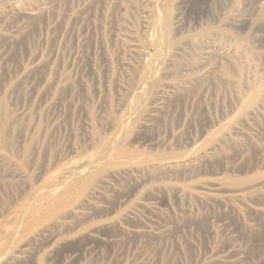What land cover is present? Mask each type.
<instances>
[{
  "label": "rangeland",
  "instance_id": "374dc122",
  "mask_svg": "<svg viewBox=\"0 0 264 264\" xmlns=\"http://www.w3.org/2000/svg\"><path fill=\"white\" fill-rule=\"evenodd\" d=\"M261 1L172 0L174 32L212 28L230 42L207 44L190 77L177 75L168 58L150 101L136 99L145 112L121 128L129 133L121 147L114 136L122 135L153 52L141 55L132 35L142 9L123 2L109 16L107 0L3 2L0 125L8 123V133L0 139V264H264ZM153 18L152 33L159 28ZM237 63L253 72L242 75ZM254 71L260 84L251 81ZM106 154L107 166L100 164ZM85 157L91 160L79 171L92 173L67 197L68 177L53 174ZM52 189H61L60 201Z\"/></svg>",
  "mask_w": 264,
  "mask_h": 264
},
{
  "label": "bare ground",
  "instance_id": "6f19581e",
  "mask_svg": "<svg viewBox=\"0 0 264 264\" xmlns=\"http://www.w3.org/2000/svg\"><path fill=\"white\" fill-rule=\"evenodd\" d=\"M4 1H6L7 3H11V1L12 0H0V9L1 10H3V8H4V5H6L5 3H3ZM99 1V0H98ZM106 1V0H105ZM131 1H134V5L140 10V8L142 9V16H140V17H137V13L136 12H134L135 14H136V17L134 18V19H136L135 20V22H137L136 23V25L134 26V27H132V28H134V31L131 29V31H132V35H135V38H136V41L138 42V44L140 45V47H141V55H143V56H145L146 54H147V50H152L153 52L150 54V58L147 60V61H145L144 62V64H143V66H142V72H141V77H140V81H139V84H138V86L134 89V92H133V100L131 101V103L130 102H128V107H129V109L131 110V111H129L130 112V114H132V115H130V114H128L127 116H126V118H125V120L124 121H121V122H123V123H121L122 125L119 127L120 129H119V131H120V134H122V135H117V136H114V137H118V141H117V143H118V145H119V147H121L122 145H123V142L121 141V138H122V136L123 135H129V133H125L124 131H123V129H121V128H123L124 127V125H132L136 120V117H138V116H141V114H142V112L144 111V109L143 110H140V111H138L137 110V108H135V105H134V103H135V101H137L136 99H138V98H142V100L143 99H145L146 101H145V103H148L149 101H150V99H151V97L153 96V93H154V91H155V89L157 88V87H159L160 86V84H161V80H162V69H164V66H165V63L167 62V60H168V58H175V60H176V65L174 66V71H175V73L177 74V75H182L181 73H186L184 76H183V78H186V76H188V77H190V74L192 73V69L191 68H195L196 66L198 67L199 65H200V62H199V60H200V57H201V55H202V53L204 52V51H206L207 50V44L208 45H210V44H215V43H217L218 42V40H223V42L224 43H228V42H230V40H228V38L226 37V36H224V35H219V32L218 31H215V29L213 30L212 28H201L200 30H198L197 32H195V33H191L190 31L189 32H187L188 34L187 35H185L186 33V31H188V30H186L184 33H182L181 31H177V28H176V32H174L173 31V28H172V24H173V20H172V14H171V10H170V8H172V0H107V5H106V10L105 11H107V15H109V16H113L114 15V13H116L115 11H117L116 9H117V7H118V4L119 3H123V5H129L130 6V3H131ZM179 1L181 2V0H178V2L177 3H179ZM247 1V0H246ZM259 1H261V0H259ZM104 2V1H103ZM262 2V1H261ZM176 3V4H177ZM4 4V5H3ZM31 4H33V0H25V3H24V5H27V6H31ZM99 4H101L100 2H99ZM174 4V3H173ZM259 4H261V3H259ZM3 5V6H2ZM8 5V4H7ZM5 6L6 7V9H8L7 7L8 6ZM11 5V4H10ZM115 5V6H114ZM117 5V6H116ZM121 5V4H120ZM180 5V4H179ZM128 6V7H129ZM133 7L134 9H136V7ZM183 6H184V4H183ZM123 7V6H122ZM174 7V6H173ZM178 7L179 6H177V8H175V9H178ZM262 8H264V6L262 7ZM104 9H105V7H104ZM127 9V8H126ZM129 9V8H128ZM131 9V8H130ZM138 9H136L138 12H141V10L139 11ZM180 10V9H179ZM6 11V10H5ZM105 11H104V13H105ZM132 11V10H131ZM133 11H135V10H133ZM132 11V12H133ZM169 11V12H168ZM176 11V10H175ZM174 11V12H175ZM0 12H2V11H0ZM4 12V11H3ZM9 12V11H8ZM130 12V11H129ZM132 12H130V13H132ZM122 13V12H121ZM127 13V12H126ZM171 14V20H170V14ZM177 13H178V10H177ZM211 13V12H210ZM3 14V13H2ZM102 14V13H101ZM181 14V13H180ZM1 15V14H0ZM118 15V14H117ZM126 15H129L128 13L126 14ZM125 15V16H126ZM147 15H148V17H147ZM261 16H264V9H262V11H261V14H260ZM132 16V15H131ZM138 16H139V13H138ZM173 16H175L174 14H173ZM128 17V16H127ZM154 17V18H153ZM179 17V16H178ZM115 18H116V16H115ZM115 18H113V19H115ZM138 18V19H137ZM151 18H153V19H156V20H158V25L157 26H159V28L158 27H156V28H158V31H157V29H155V31L152 33V32H150V31H148V28L150 27V25L152 24V22H151ZM221 18V17H220ZM220 18H219V20H220ZM110 19V18H109ZM108 19V20H109ZM118 19V18H117ZM174 19V18H173ZM229 19V18H228ZM120 20V19H119ZM170 21V23L169 22H167V21ZM178 20V21H177ZM115 21V20H114ZM175 21H177V22H179V19H175ZM232 21V20H231ZM260 21V20H259ZM262 21V20H261ZM125 22V21H124ZM149 22H151V24L149 23ZM171 22H172V24H171ZM235 22V21H234ZM111 23V22H110ZM116 23H119L118 21L116 22ZM123 23V22H122ZM127 23V22H126ZM149 23V26H147V24ZM233 23V22H232ZM124 24V23H123ZM178 24V23H177ZM222 24V23H221ZM221 24H220V26H221ZM109 25V24H108ZM114 25H115V22H114ZM121 25V24H120ZM175 25V24H174ZM179 25V24H178ZM198 25H200L199 23H198ZM202 25V24H201ZM112 26V25H111ZM119 26V25H118ZM132 26V25H131ZM171 26V27H170ZM122 27V26H121ZM201 27V26H200ZM199 27V28H200ZM203 27V26H202ZM225 27V26H224ZM107 29L109 28V26L108 27H106ZM172 28V29H171ZM180 28V27H179ZM198 28V27H197ZM116 29V28H115ZM179 30V29H178ZM190 30V29H189ZM111 31V30H110ZM117 31V30H116ZM119 31H122V30H119ZM129 31V30H128ZM127 31V32H128ZM112 32V31H111ZM121 33V32H120ZM120 35V34H119ZM226 35V34H225ZM116 38V37H115ZM186 40H189V41H186ZM184 41H186L184 44H183V42ZM179 45L177 48H175L176 47V45ZM189 49H191L192 51H193V55H190V58H189V55H188V53H186L185 51L186 50H189ZM186 53V55L184 56V57H180L181 55L179 54V53ZM237 65H238V68H239V71L242 73V75H246L247 74V72H250V74L253 72L251 69L250 70H247V68L244 66V65H242V64H240V63H237ZM185 69H190V73L189 72H187V71H185ZM224 72H223V74L224 75H226L227 77L228 76H230L231 74H230V71H229V67H227V66H224V70H223ZM254 73L255 74H253L254 75V77H253V79L251 80V81H253L254 80V82H256L257 80H258V84H260V82H259V76H258V72L256 73L255 71H254ZM252 75V76H253ZM261 77V76H260ZM263 77V76H262ZM261 77V79H263ZM244 78V77H243ZM259 78V79H258ZM264 80V79H263ZM250 81V82H251ZM261 81V80H260ZM245 83H246V80H245ZM250 85H252V82L251 83H249ZM262 84H263V82H262ZM254 86L252 87V86H250V87H252V89L255 87V83L253 84ZM240 87H241V85H240ZM261 89H262V87H260ZM260 88H259V90H257V89H255V91H252V94L254 95V96H257L258 94H260V91H262V90H260ZM254 92H257V93H254ZM249 93H251V92H249ZM248 94V93H247ZM256 94V95H255ZM248 96V95H247ZM253 97V96H252ZM251 97V101H249V103H248V100H247V104L248 105H250V103H252L253 102V98ZM250 98V97H249ZM257 98V97H256ZM246 100H243L242 99V106L244 107V105L243 104H245V101ZM3 106V105H2ZM247 105H245V107H246ZM242 107V108H243ZM249 107V106H248ZM1 110L4 112V114H5V111H6V107H5V105H4V107H1ZM11 111V110H10ZM2 112V113H3ZM145 112V111H144ZM7 114V113H6ZM10 115H11V113H10ZM9 115V116H10ZM5 116V115H4ZM138 121V120H137ZM2 122H3V118H2ZM139 122H136V125L138 124ZM117 124H118V122H117ZM135 125V124H134ZM7 130H8V123H6V124H3V126H1L0 125V139H1V137L7 132ZM45 131V130H44ZM96 131V130H95ZM98 131V130H97ZM98 132H100V131H98ZM8 133V132H7ZM6 133V134H7ZM95 134H97L96 136L97 137H100L99 135L100 134H98V133H95ZM14 136H16V135H14ZM35 136V135H34ZM34 136H33V138H34ZM53 136V135H52ZM5 138V137H4ZM8 138V137H7ZM36 138H37V136H36ZM35 138V139H36ZM6 139V138H5ZM14 138H12L11 140H13ZM34 139V140H35ZM41 139V138H40ZM50 139V138H49ZM37 140V139H36ZM27 141V140H26ZM2 143V142H1ZM14 143V142H13ZM36 143V142H35ZM34 143V144H35ZM37 143H38V140H37ZM36 143V145H39V143L37 144ZM29 144V143H28ZM29 146H30V144H29ZM6 147V146H5ZM19 148V147H18ZM23 148V147H22ZM34 148H35V146H34ZM36 148H38V147H36ZM26 149V148H25ZM28 149L30 150V148L28 147ZM32 149V148H31ZM33 150V149H32ZM14 152V151H13ZM34 152V151H33ZM24 153V152H23ZM22 153V154H23ZM28 153V152H27ZM27 153H25V154H27ZM30 153V152H29ZM35 153H37V152H35ZM121 154H122V152H120ZM16 154H17V156L16 157H19L20 155H18L19 153L18 152H16ZM22 154H21V157H22ZM34 154V153H33ZM14 155V154H13ZM32 156V153H30L29 154V156ZM35 155V154H34ZM124 160H123V163H125V164H127V163H129L130 162V158H129V156L126 154V153H124ZM28 157V156H27ZM35 156H33V158H34ZM40 157V156H39ZM38 157V159H40ZM4 158V157H3ZM20 158V157H19ZM19 158H17V159H19ZM86 159H87V157H85ZM89 158V157H88ZM173 159L174 157L173 156H171V155H169V156H165V157H158V158H156V159H152V158H149V159H147V161L148 162H153V161H159V162H161V161H163V160H170V159ZM24 159V158H23ZM30 159H32L31 157H30ZM84 160L83 159V161H81L80 163H75L76 165L73 167L72 166V168L70 169L69 167L67 168V169H65V168H63L62 166V169L63 170H61V171H58L57 169H56V171H57V173L56 172H54V173H56V174H53L55 177H56V179H59V178H62V177H68V183H67V185L65 186V189H66V192H65V194L67 195V197H69V193L71 192V190L73 189V188H75L77 185H78V183L81 181V180H83L84 178H85V176H87V175H91V173H92V171H91V169L92 168H90V169H88V170H85V171H83V172H81V171H79V168L81 167V166H85V165H87L89 162H90V160H91V157L89 158V159H87V160ZM2 160V159H1ZM28 160H29V158H28ZM26 161V160H25ZM25 161H24V163H25ZM31 161V160H30ZM34 161V160H33ZM41 161V160H40ZM109 161H110V155H108V154H106L104 157H102V160H101V162H100V164H104L105 162H106V166L107 165H109ZM7 163V162H6ZM5 163V164H6ZM23 163V162H22ZM33 163V162H32ZM32 163H31V165H32ZM13 164V163H12ZM34 164V163H33ZM26 165V164H25ZM25 165H24V167H25ZM35 165H36V162H35ZM68 165V164H67ZM74 165V164H73ZM34 166V165H33ZM69 166V165H68ZM12 167V166H11ZM27 167V166H26ZM45 167V166H44ZM67 167V166H66ZM3 168V167H2ZM28 168H31V167H28ZM60 168V167H59ZM132 168H134L133 166L131 167V171H133L132 170ZM9 169V168H8ZM11 169V168H10ZM16 169V168H15ZM65 169V170H64ZM12 170V169H11ZM10 170V171H11ZM13 170H14V168H13ZM129 170V169H128ZM17 171V170H16ZM16 171H13L14 173H15V175H16ZM51 172H52V170H50ZM49 171V174L51 173ZM46 173H47V171H45ZM99 172V170H97L96 171V173H98ZM17 173H19V172H17ZM45 173V174H46ZM116 173V172H115ZM11 174V173H10ZM18 175V174H17ZM35 175V174H34ZM48 175V174H47ZM52 175V176H53ZM2 176H4L5 177V175H3L2 174ZM46 176V175H45ZM51 174L50 175H48V177H46V179L48 178V179H50L51 177ZM10 177H12V176H10ZM3 178V177H2ZM23 178V177H22ZM45 179V178H44ZM53 179V178H52ZM0 180H1V174H0ZM6 180V179H5ZM53 180H55V179H53ZM2 181V180H1ZM10 181V180H9ZM8 181V182H9ZM11 181H12V179H11ZM44 181V180H43ZM51 181V180H50ZM57 181V180H56ZM41 182V181H40ZM3 183V182H2ZM2 183H0V184H2ZM23 183V182H22ZM4 184V183H3ZM19 184V183H18ZM38 184H40V183H38ZM42 184V183H41ZM238 184V183H237ZM10 185V184H9ZM8 185V186H9ZM16 185V184H15ZM22 185V184H21ZM3 186V185H2ZM7 186V187H8ZM34 186H36V185H34ZM38 186V185H37ZM6 188V187H5ZM49 190V189H48ZM52 190H54V189H52ZM61 189H57V190H54L53 192H52V199H53V201H55V202H57V201H60L61 199H62V197L61 196H59L58 194H59V191H60ZM11 191V190H10ZM40 191H42V190H40ZM28 193V192H27ZM42 193V192H41ZM41 193H38V194H41ZM13 194V193H12ZM51 194V193H50ZM0 195H2V194H0ZM4 195H5V193H4ZM16 195V194H15ZM36 195V194H35ZM42 195V194H41ZM40 195V196H41ZM24 196V195H23ZM21 197V196H20ZM7 198V197H6ZM36 198V197H35ZM26 199V198H25ZM28 199V198H27ZM0 200H1V198H0ZM5 200V199H4ZM67 201H74V200H70V199H68ZM2 202V201H1ZM69 202V203H70ZM53 203V202H52ZM72 205V204H71ZM68 206H69V204H68ZM35 207V206H34ZM62 207L64 208V206L62 205ZM71 208V207H70ZM39 211V210H38ZM46 211V210H45ZM71 212H73V211H71ZM73 214H75V213H73ZM9 228V227H8ZM10 230V229H9ZM19 231V230H18ZM3 233H4V231H3ZM18 233V232H17ZM17 233L15 234V236L17 235ZM10 245H12V244H10ZM9 250V249H8ZM8 252V251H7ZM9 253V252H8ZM4 255H6V254H4ZM12 257V256H11ZM2 258H6V256L5 257H2ZM10 260H11V258H10ZM9 260V261H10ZM7 262V261H6ZM5 263V262H4ZM8 263V262H7Z\"/></svg>",
  "mask_w": 264,
  "mask_h": 264
}]
</instances>
